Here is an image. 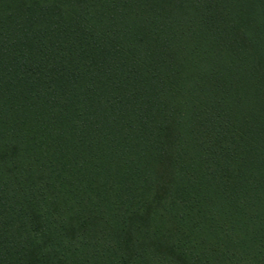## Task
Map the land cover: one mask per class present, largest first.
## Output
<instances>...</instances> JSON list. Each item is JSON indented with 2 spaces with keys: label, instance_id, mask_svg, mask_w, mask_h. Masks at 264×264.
Segmentation results:
<instances>
[{
  "label": "trees",
  "instance_id": "obj_1",
  "mask_svg": "<svg viewBox=\"0 0 264 264\" xmlns=\"http://www.w3.org/2000/svg\"><path fill=\"white\" fill-rule=\"evenodd\" d=\"M0 264H264V0H0Z\"/></svg>",
  "mask_w": 264,
  "mask_h": 264
}]
</instances>
